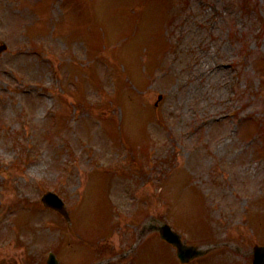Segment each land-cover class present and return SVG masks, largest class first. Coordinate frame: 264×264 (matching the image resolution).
<instances>
[{
	"label": "rangeland",
	"instance_id": "1",
	"mask_svg": "<svg viewBox=\"0 0 264 264\" xmlns=\"http://www.w3.org/2000/svg\"><path fill=\"white\" fill-rule=\"evenodd\" d=\"M0 45V264H251L264 0H0Z\"/></svg>",
	"mask_w": 264,
	"mask_h": 264
},
{
	"label": "water",
	"instance_id": "2",
	"mask_svg": "<svg viewBox=\"0 0 264 264\" xmlns=\"http://www.w3.org/2000/svg\"><path fill=\"white\" fill-rule=\"evenodd\" d=\"M52 199L53 196H46V198L43 200L44 204L53 209L61 210L59 207H57L61 204L59 203L58 205H56V201L53 202ZM158 231L162 239L169 242L176 248L177 255L183 263L188 262L189 260L201 255V251L197 250L195 246H188L182 243L180 240V236L174 233L167 224H162L158 228ZM253 253V264H264V246H255ZM47 264H58V262L52 255L49 258Z\"/></svg>",
	"mask_w": 264,
	"mask_h": 264
}]
</instances>
